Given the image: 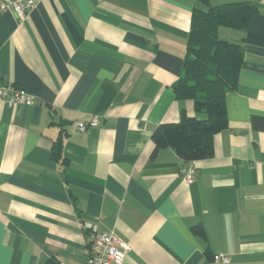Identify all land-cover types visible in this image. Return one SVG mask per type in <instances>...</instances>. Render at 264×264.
Wrapping results in <instances>:
<instances>
[{
    "label": "crops",
    "instance_id": "crops-1",
    "mask_svg": "<svg viewBox=\"0 0 264 264\" xmlns=\"http://www.w3.org/2000/svg\"><path fill=\"white\" fill-rule=\"evenodd\" d=\"M247 1L250 25L218 30L245 51L228 126L194 161L153 133L205 118L173 92L203 0H38L23 22L0 8L3 83L35 95L0 101V264H89L98 232L131 245L123 264H264V0Z\"/></svg>",
    "mask_w": 264,
    "mask_h": 264
},
{
    "label": "trees",
    "instance_id": "trees-1",
    "mask_svg": "<svg viewBox=\"0 0 264 264\" xmlns=\"http://www.w3.org/2000/svg\"><path fill=\"white\" fill-rule=\"evenodd\" d=\"M203 1L207 6H196L192 12L183 73L173 84V92L179 100H193L196 112L205 118L184 109L179 120L160 124L153 133L155 152L173 147L185 161L214 155L215 135L228 126L227 94L237 88L244 63L243 45L221 38L219 27L246 29L258 12L252 1ZM61 153L58 140L54 156L60 158Z\"/></svg>",
    "mask_w": 264,
    "mask_h": 264
},
{
    "label": "built area",
    "instance_id": "built-area-1",
    "mask_svg": "<svg viewBox=\"0 0 264 264\" xmlns=\"http://www.w3.org/2000/svg\"><path fill=\"white\" fill-rule=\"evenodd\" d=\"M38 0H1L0 8L4 11H12L19 22L25 21L36 6ZM0 101H6L10 105L25 103L33 104L35 95L25 88L17 85L3 83L0 73ZM103 123L100 116L94 115L88 120L78 121L76 126L79 131L98 127ZM182 173L187 183L194 180L196 169L194 167L182 168ZM132 247L115 232H98L91 242L89 264H123L125 257ZM216 258L225 263L230 261L229 255L217 254Z\"/></svg>",
    "mask_w": 264,
    "mask_h": 264
}]
</instances>
